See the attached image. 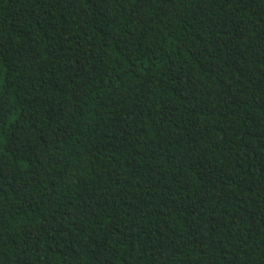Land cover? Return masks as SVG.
Returning a JSON list of instances; mask_svg holds the SVG:
<instances>
[{"label":"trees","instance_id":"1","mask_svg":"<svg viewBox=\"0 0 264 264\" xmlns=\"http://www.w3.org/2000/svg\"><path fill=\"white\" fill-rule=\"evenodd\" d=\"M0 264H264V0H0Z\"/></svg>","mask_w":264,"mask_h":264}]
</instances>
